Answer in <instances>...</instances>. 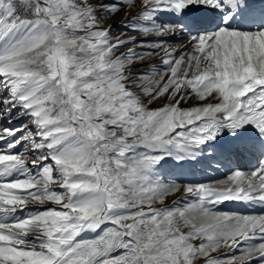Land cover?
I'll return each instance as SVG.
<instances>
[{"label": "snow or ice", "instance_id": "snow-or-ice-1", "mask_svg": "<svg viewBox=\"0 0 264 264\" xmlns=\"http://www.w3.org/2000/svg\"><path fill=\"white\" fill-rule=\"evenodd\" d=\"M131 3L0 0V121L27 117L0 124V264H264V214L217 207L264 204V0H142L120 24L147 38L114 37L104 22ZM204 155L259 166L200 183L157 169Z\"/></svg>", "mask_w": 264, "mask_h": 264}, {"label": "rangeland", "instance_id": "rangeland-1", "mask_svg": "<svg viewBox=\"0 0 264 264\" xmlns=\"http://www.w3.org/2000/svg\"><path fill=\"white\" fill-rule=\"evenodd\" d=\"M79 2H84V0H79ZM89 2H92V3H95L96 0H89ZM127 6V7H126ZM125 7H123L119 14H116V15H113L111 17H108L106 19V21L104 22V27H107L109 25H112L113 27V32H112V35L114 37H122V38H128L130 36H138L139 38L141 39H146L147 36L144 34V33H135V32H130V31H126L123 29V26L120 24V23H123L125 22L126 20H130L134 15L135 13H137L138 11L141 10V8L143 6H134L133 5H126ZM132 8V9H130ZM123 10V11H122ZM132 10V12H131ZM163 14L160 15V19L163 21V20H167L165 19L164 15L162 16ZM182 38L181 37H177L175 38L174 40H171L169 41V49L171 50L172 48H177V47H180L182 44L185 43V41L181 40ZM129 48L131 47H136L138 51H143V48H141L139 45H129L128 46ZM147 47V46H145ZM128 49L127 48H121L119 49L117 52H116V55H120L121 53H124L126 52ZM154 55H157L155 59H152V56H149V57H146L144 61H135L134 62V66H132L131 70L133 72H142V71H145L147 68L149 67H152V66H158L161 61L159 60V57L161 55H163V52H159V53H156ZM135 63H138V64H135ZM139 67V69H137ZM141 67V68H140ZM156 79H158V77H155ZM133 80L137 79V77L134 75L132 77ZM179 96L175 97V98H172L171 97V93H166L163 97H160L158 98L156 101H154L151 105H149L150 108H156V107H162L164 106L165 104H168V103H174L175 102V99H178ZM199 101L194 97V96H189V98L186 100V101H183L181 104H180V107L182 108H187V107H192L194 106V103L197 104ZM21 123H27V117L25 116H22V115H16L14 116L13 118V122H12V125H8L6 121H0V124H3L4 126L6 127H11V126H19ZM30 126V125H29ZM19 147V146H18ZM144 149L141 147L139 149V151H143ZM33 159H35L34 156L32 155H29L26 157V160L30 163ZM169 161H171V158L168 159ZM246 160V158H245ZM182 162V163H181ZM186 162V161H185ZM183 163L184 161H180L177 164H175V168L174 170L171 172V176H168V179L170 178H176V174H184V169L182 167L183 166ZM182 165V166H181ZM180 170V171H179ZM183 173H182V172ZM166 177V176H165ZM9 179H14L16 178V174L13 173L11 174L9 177ZM167 178V177H166ZM177 194V195H176ZM183 196V192H177V193H174V194H169L165 200H164V204H160L159 201H156L154 204H153V207H163V206H170L172 205V203L176 200H179L180 197ZM49 206H51V202H49ZM35 210L34 208H29V210L27 212H24V213H18L17 215H28L31 211ZM87 233V232H86ZM86 233H83L81 235V238H88L86 237ZM229 251V249L227 248H224L222 247L218 253H213V255H222L224 252H227ZM255 264V263H254Z\"/></svg>", "mask_w": 264, "mask_h": 264}, {"label": "bare ground", "instance_id": "bare-ground-1", "mask_svg": "<svg viewBox=\"0 0 264 264\" xmlns=\"http://www.w3.org/2000/svg\"><path fill=\"white\" fill-rule=\"evenodd\" d=\"M130 5H133V7L143 6V3L142 0H132ZM163 15L165 19H168L167 15ZM156 56L157 55H152V59H155ZM137 69H139V67ZM197 104L194 103V106ZM169 158L170 157L165 158V160L161 161L160 164L157 165V169L159 170L160 174L162 176H166L167 179L168 176H171V172L174 170L175 164L178 165L179 163L172 158L171 161H169ZM234 163L235 165L231 167L229 163L226 162V159H218L207 155L200 156L195 160H189L186 162L184 161V167H182L184 169V174H182L181 177L177 176L174 179H178L184 183L216 182L225 179L234 167L249 170L259 166V160L255 157H248L246 160L245 158L235 159ZM217 207L220 211L238 214H264V204L248 201L230 200L225 201L223 204L218 205ZM93 235H95L93 232L86 233V237L88 238H91Z\"/></svg>", "mask_w": 264, "mask_h": 264}]
</instances>
